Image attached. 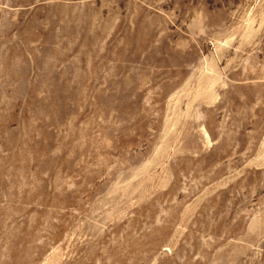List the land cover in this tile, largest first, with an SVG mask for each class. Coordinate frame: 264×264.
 Segmentation results:
<instances>
[{"label":"rangeland","instance_id":"obj_1","mask_svg":"<svg viewBox=\"0 0 264 264\" xmlns=\"http://www.w3.org/2000/svg\"><path fill=\"white\" fill-rule=\"evenodd\" d=\"M0 264H264V0H0Z\"/></svg>","mask_w":264,"mask_h":264}]
</instances>
